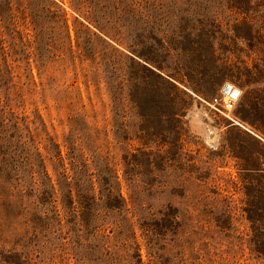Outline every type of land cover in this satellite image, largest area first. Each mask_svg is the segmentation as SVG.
I'll return each mask as SVG.
<instances>
[{"label":"rangeland","instance_id":"1","mask_svg":"<svg viewBox=\"0 0 264 264\" xmlns=\"http://www.w3.org/2000/svg\"><path fill=\"white\" fill-rule=\"evenodd\" d=\"M0 264H264V0H0Z\"/></svg>","mask_w":264,"mask_h":264},{"label":"built area","instance_id":"2","mask_svg":"<svg viewBox=\"0 0 264 264\" xmlns=\"http://www.w3.org/2000/svg\"><path fill=\"white\" fill-rule=\"evenodd\" d=\"M231 85L233 84L225 83L217 95L212 97L210 100L202 99V101L217 113L225 116L230 122L236 123V117L232 113L235 110L236 102L240 93L233 97V95L229 92Z\"/></svg>","mask_w":264,"mask_h":264},{"label":"bare ground","instance_id":"3","mask_svg":"<svg viewBox=\"0 0 264 264\" xmlns=\"http://www.w3.org/2000/svg\"><path fill=\"white\" fill-rule=\"evenodd\" d=\"M229 92H230L231 95H233V97H234V96L238 95L241 91H240L236 86L231 85V88H230ZM235 122L241 124L239 121H236V120H235Z\"/></svg>","mask_w":264,"mask_h":264}]
</instances>
